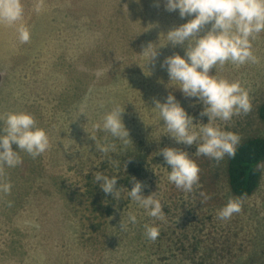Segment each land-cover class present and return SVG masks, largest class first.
Returning <instances> with one entry per match:
<instances>
[{"label":"rangeland","instance_id":"1","mask_svg":"<svg viewBox=\"0 0 264 264\" xmlns=\"http://www.w3.org/2000/svg\"><path fill=\"white\" fill-rule=\"evenodd\" d=\"M0 80V264H264V0H0Z\"/></svg>","mask_w":264,"mask_h":264},{"label":"trees","instance_id":"2","mask_svg":"<svg viewBox=\"0 0 264 264\" xmlns=\"http://www.w3.org/2000/svg\"><path fill=\"white\" fill-rule=\"evenodd\" d=\"M264 123V103L258 112ZM141 161L131 165L126 179L117 182L119 187H133L131 178L140 171ZM264 164V136H255L239 144L229 157L228 183L233 194L239 198H249L258 190L262 181V165Z\"/></svg>","mask_w":264,"mask_h":264},{"label":"crops","instance_id":"3","mask_svg":"<svg viewBox=\"0 0 264 264\" xmlns=\"http://www.w3.org/2000/svg\"><path fill=\"white\" fill-rule=\"evenodd\" d=\"M3 81L0 80V87L2 86ZM4 115V114H3ZM10 116V115H9ZM0 156H2V152H0Z\"/></svg>","mask_w":264,"mask_h":264}]
</instances>
